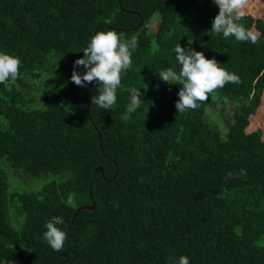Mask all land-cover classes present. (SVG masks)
Segmentation results:
<instances>
[{
    "label": "trees",
    "instance_id": "1",
    "mask_svg": "<svg viewBox=\"0 0 264 264\" xmlns=\"http://www.w3.org/2000/svg\"><path fill=\"white\" fill-rule=\"evenodd\" d=\"M218 12L212 0H0V51L22 61L18 79L0 84V264H169L181 254L190 264H264V138L248 130L264 100V19L245 14L259 39L239 42L209 32ZM109 29L138 47L103 110L96 84L79 87L71 74ZM178 42L241 83L179 114L180 85L158 75L179 71ZM132 88L143 102L130 112ZM219 99L235 103L226 130L207 120ZM55 216L62 252L42 236Z\"/></svg>",
    "mask_w": 264,
    "mask_h": 264
},
{
    "label": "clouds",
    "instance_id": "2",
    "mask_svg": "<svg viewBox=\"0 0 264 264\" xmlns=\"http://www.w3.org/2000/svg\"><path fill=\"white\" fill-rule=\"evenodd\" d=\"M218 6L219 12L211 23L210 33L222 34L224 38L234 37L239 42L256 44L259 34L246 28L242 22L248 0H212ZM138 47V38L126 36L123 32L109 29L97 31L87 46L82 50L83 57L74 61L71 81L79 86L95 83L98 95L92 97L94 105L103 110H111L117 101V88L121 84L122 76L132 63L131 57ZM175 59L179 64V71L172 67L161 70L159 78L168 84L180 85L179 99L175 103L178 113L196 110L201 102L209 98V94L216 89L223 88L229 82L241 83L239 76L220 67L215 59L206 58L205 54L188 47H182L178 42L174 48ZM22 61L18 56L0 51V84L10 85L19 77ZM83 67L81 75L76 69ZM9 90L10 87H9ZM140 89H130L129 111L140 108ZM239 175H246L241 169ZM229 171L225 179L232 178ZM63 217L55 216L45 224L46 231L42 236L44 241L55 252H62L67 240V234L58 225L63 224ZM169 264H190L187 255L169 258Z\"/></svg>",
    "mask_w": 264,
    "mask_h": 264
},
{
    "label": "rangeland",
    "instance_id": "3",
    "mask_svg": "<svg viewBox=\"0 0 264 264\" xmlns=\"http://www.w3.org/2000/svg\"><path fill=\"white\" fill-rule=\"evenodd\" d=\"M245 14H251L254 17H260L264 19V0H248V4L245 8ZM159 20H160V16L156 14L155 16H153L148 26L154 31L157 30ZM45 85H47L46 81L43 82L42 88H44ZM28 89L31 88L29 87ZM234 104L231 103L230 101H227V99L226 100L219 99L216 103L208 106L207 120L213 125L218 124L219 129L226 130V120L231 119L232 114L235 110ZM259 128L263 130V138H264V100H263V105L259 108L257 114L252 116L251 124L248 130L254 131ZM10 170L12 176H17L14 169H10ZM11 179L13 180L12 177ZM24 185L30 188L40 186L39 181L31 177H25ZM10 214L13 223L19 227V223H17L14 220L13 215L15 214V209L12 204L10 205Z\"/></svg>",
    "mask_w": 264,
    "mask_h": 264
},
{
    "label": "water",
    "instance_id": "4",
    "mask_svg": "<svg viewBox=\"0 0 264 264\" xmlns=\"http://www.w3.org/2000/svg\"><path fill=\"white\" fill-rule=\"evenodd\" d=\"M143 24V19H141V23H140V26ZM97 32V31H96ZM89 107H90V104L87 106V112L89 113ZM100 145L102 146V141L100 142ZM102 171V172H104V170H103V167L102 166H99V167H97V169H96V171ZM115 177V176H114ZM91 186H92V182H91ZM90 192L92 193V190H90ZM96 207V202L95 201H93V204L92 205H85V206H81V207H79L78 209H77V211H76V213H75V215H74V217L80 212V210L81 209H94ZM21 260V259H20Z\"/></svg>",
    "mask_w": 264,
    "mask_h": 264
},
{
    "label": "built area",
    "instance_id": "5",
    "mask_svg": "<svg viewBox=\"0 0 264 264\" xmlns=\"http://www.w3.org/2000/svg\"><path fill=\"white\" fill-rule=\"evenodd\" d=\"M8 264H15V261L12 260Z\"/></svg>",
    "mask_w": 264,
    "mask_h": 264
}]
</instances>
